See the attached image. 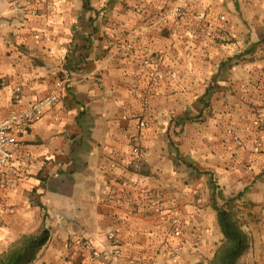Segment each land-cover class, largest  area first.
I'll use <instances>...</instances> for the list:
<instances>
[{
	"label": "crops",
	"instance_id": "crops-1",
	"mask_svg": "<svg viewBox=\"0 0 264 264\" xmlns=\"http://www.w3.org/2000/svg\"><path fill=\"white\" fill-rule=\"evenodd\" d=\"M14 1L0 0L2 113L67 87L12 132L0 253L45 227L34 264L207 262L215 197L250 238L241 264H264V0H185L162 27L179 0Z\"/></svg>",
	"mask_w": 264,
	"mask_h": 264
},
{
	"label": "built area",
	"instance_id": "built-area-1",
	"mask_svg": "<svg viewBox=\"0 0 264 264\" xmlns=\"http://www.w3.org/2000/svg\"><path fill=\"white\" fill-rule=\"evenodd\" d=\"M185 0H179V4L171 9H167L163 13L160 21V26H166L171 20H182L189 16V11L185 5ZM194 5L197 4L196 0H190ZM15 4L19 1L15 0ZM198 20L205 19L203 14H196ZM5 24L0 23V42L3 40L2 29ZM66 81L59 80L52 88L49 95L41 99L31 102L25 109L4 115L0 109V195L4 189L14 186L18 183V178L8 169L9 164L15 158V150L19 142L13 135V131L26 132L28 128L35 122L42 118L43 113L59 103L66 91ZM16 103L20 102L17 97ZM132 166L135 171H141L144 166V153L137 141L132 147ZM91 247L90 243L87 244ZM112 257L118 258L122 254L121 241L118 237L114 236L112 239Z\"/></svg>",
	"mask_w": 264,
	"mask_h": 264
},
{
	"label": "trees",
	"instance_id": "trees-1",
	"mask_svg": "<svg viewBox=\"0 0 264 264\" xmlns=\"http://www.w3.org/2000/svg\"><path fill=\"white\" fill-rule=\"evenodd\" d=\"M213 207L218 214L223 239L213 257L198 264H241L242 256L250 248V238L233 211L220 206L215 197ZM49 240L50 231L45 227L36 234L24 235L0 253V264H34Z\"/></svg>",
	"mask_w": 264,
	"mask_h": 264
},
{
	"label": "rangeland",
	"instance_id": "rangeland-1",
	"mask_svg": "<svg viewBox=\"0 0 264 264\" xmlns=\"http://www.w3.org/2000/svg\"><path fill=\"white\" fill-rule=\"evenodd\" d=\"M223 202L224 201H222V200L219 202L220 206H225V204Z\"/></svg>",
	"mask_w": 264,
	"mask_h": 264
}]
</instances>
